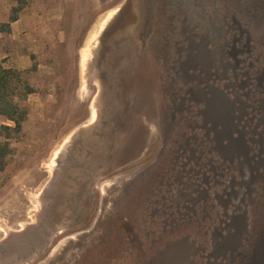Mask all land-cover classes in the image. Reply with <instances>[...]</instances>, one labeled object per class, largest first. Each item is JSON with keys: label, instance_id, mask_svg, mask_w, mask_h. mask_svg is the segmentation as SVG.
Segmentation results:
<instances>
[{"label": "rangeland", "instance_id": "rangeland-1", "mask_svg": "<svg viewBox=\"0 0 264 264\" xmlns=\"http://www.w3.org/2000/svg\"><path fill=\"white\" fill-rule=\"evenodd\" d=\"M16 1L28 5L27 41L0 52L30 56L16 70L33 92L15 99L28 113L21 131L0 113L11 150L0 164V264H175L191 241L206 246L202 206L193 219L184 207L173 215L170 191L196 169L182 140L200 122L204 86L189 53L222 3Z\"/></svg>", "mask_w": 264, "mask_h": 264}, {"label": "trees", "instance_id": "trees-1", "mask_svg": "<svg viewBox=\"0 0 264 264\" xmlns=\"http://www.w3.org/2000/svg\"><path fill=\"white\" fill-rule=\"evenodd\" d=\"M218 1L209 0L222 8L217 17L211 10L207 29L195 36L189 53L201 63L204 88L200 122L187 126L182 141L200 170L191 169L186 183L179 175L178 187L170 191L173 215L184 207L193 219L202 206L198 228L206 246L183 237L188 252L175 264H264L262 200L257 206L258 195L264 202V0ZM22 7L13 8L12 19ZM31 92L20 71L0 64V113L14 122L11 129L21 131L28 114L16 96ZM7 145L0 143L1 167V157L11 153ZM158 193L159 205L165 195ZM250 207L257 209L254 216Z\"/></svg>", "mask_w": 264, "mask_h": 264}, {"label": "crops", "instance_id": "crops-1", "mask_svg": "<svg viewBox=\"0 0 264 264\" xmlns=\"http://www.w3.org/2000/svg\"><path fill=\"white\" fill-rule=\"evenodd\" d=\"M9 2V3H8ZM16 0H0V49L3 48V44L6 41L12 40L19 43L26 42V35L28 29L31 28L29 24V12L28 5L23 3L22 9L16 13L14 19L11 18L13 8L15 7ZM29 24V25H28ZM16 43V42H15ZM0 52V63L4 64L7 68L13 69H27L31 66L32 60L29 55L25 53H16L10 56L7 60L2 61L5 55L1 56Z\"/></svg>", "mask_w": 264, "mask_h": 264}, {"label": "bare ground", "instance_id": "bare-ground-1", "mask_svg": "<svg viewBox=\"0 0 264 264\" xmlns=\"http://www.w3.org/2000/svg\"><path fill=\"white\" fill-rule=\"evenodd\" d=\"M115 10V9H114ZM110 13H111V11H110ZM105 14L106 16H104L100 21H99V24L95 27V29L93 30V32H92V35H91V37H90V40L92 41V40H94V39H96L97 38V36H98V34L100 33V31L104 28V26L107 24V22H108V20H109V18L111 17V14ZM97 40V39H96ZM93 44V43H92ZM89 47V46H88ZM91 50V49H90ZM94 107V106H93ZM93 111H92V119H90V120H93L94 121V118H96L95 116H96V110L93 108L92 109ZM59 152V150H57L56 151V153H58Z\"/></svg>", "mask_w": 264, "mask_h": 264}]
</instances>
